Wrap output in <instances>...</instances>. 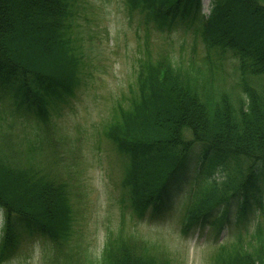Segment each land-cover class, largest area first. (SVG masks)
<instances>
[{
	"label": "trees",
	"instance_id": "trees-1",
	"mask_svg": "<svg viewBox=\"0 0 264 264\" xmlns=\"http://www.w3.org/2000/svg\"><path fill=\"white\" fill-rule=\"evenodd\" d=\"M125 2L130 16L141 15L148 29L195 27L216 55L214 67H186L169 53L138 58L127 105H117L105 128L124 159L121 184L134 214L143 218L149 208L166 206L199 146L195 180L201 184L187 206L183 232L209 222L220 226L224 217H213L214 211L237 199V223L254 205L264 215V0H211L207 14L202 0ZM78 11L79 0H0V264L18 252L25 236L65 245L74 233L69 182L36 157L34 140L16 147L11 127L17 117L33 116L38 129L79 88L85 54ZM230 59L239 96L216 77L220 62ZM87 264L171 260L122 234L110 236L97 263ZM211 264H264L263 223L248 240L240 236L220 245Z\"/></svg>",
	"mask_w": 264,
	"mask_h": 264
},
{
	"label": "rangeland",
	"instance_id": "rangeland-1",
	"mask_svg": "<svg viewBox=\"0 0 264 264\" xmlns=\"http://www.w3.org/2000/svg\"><path fill=\"white\" fill-rule=\"evenodd\" d=\"M210 2L202 0L204 13L210 11ZM79 9L77 36L82 38L85 54L79 88L38 129L33 116L17 117L11 127L16 147L25 149L29 138L34 140L36 157L59 179L69 182L74 233L65 245L25 236L18 252L4 264L97 263L107 239L122 234L133 244L152 245L154 253L169 258L171 264H211L220 245H232L240 235L248 240L258 225H264L263 210L254 205L246 220L237 224V199L214 211L213 217H224L221 231L218 222H209L185 234L184 210L193 186L201 184L195 180L201 167L197 146L166 206L151 207L138 218L121 184L124 159L106 137L105 128L115 117L117 105H127L130 86L136 84L138 58L146 52H152L154 59L169 53L186 67L190 63L214 67L216 55L209 54L195 27L148 29L141 15L130 16L125 0H79ZM224 63L220 62L216 77H221L233 96H239L235 61ZM259 80L264 82V77ZM216 177L221 176L217 173Z\"/></svg>",
	"mask_w": 264,
	"mask_h": 264
}]
</instances>
